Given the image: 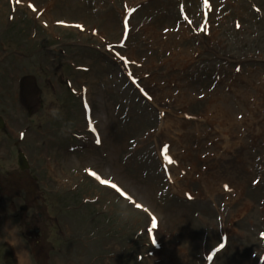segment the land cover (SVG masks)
I'll return each instance as SVG.
<instances>
[{"label": "rangeland", "instance_id": "1", "mask_svg": "<svg viewBox=\"0 0 264 264\" xmlns=\"http://www.w3.org/2000/svg\"><path fill=\"white\" fill-rule=\"evenodd\" d=\"M249 1L0 0V264H264Z\"/></svg>", "mask_w": 264, "mask_h": 264}, {"label": "trees", "instance_id": "2", "mask_svg": "<svg viewBox=\"0 0 264 264\" xmlns=\"http://www.w3.org/2000/svg\"><path fill=\"white\" fill-rule=\"evenodd\" d=\"M249 2H251V0ZM238 10H239L240 15H241V19H240V24L241 25L252 26L253 24L256 23L257 29L259 31H264V23H263V21H264L263 0H253V2L251 4H240ZM254 11L256 12L255 13L256 14V17L259 18L257 21H253L251 19V15L253 14ZM17 23H21V21H17ZM247 26H245V27H247ZM238 29H236V30H238ZM15 31H16V29L13 30V31L12 30H6V35L9 36V34H12V36L15 37V38L19 37V35L14 36L15 35ZM20 31H23V29H21ZM21 36L23 37L24 35H21ZM25 39H27V38H25ZM238 52H239V54H238ZM238 52L236 54H238L240 56L242 55V57H250V56H254V55H257L258 54V48L254 52L253 51H249L247 53V52H243L241 49H239ZM73 197H74V195H71L69 197L70 200Z\"/></svg>", "mask_w": 264, "mask_h": 264}, {"label": "water", "instance_id": "3", "mask_svg": "<svg viewBox=\"0 0 264 264\" xmlns=\"http://www.w3.org/2000/svg\"><path fill=\"white\" fill-rule=\"evenodd\" d=\"M3 128H4V123H3L2 119L0 118V129H3ZM16 164L20 170H25L28 168L27 160H26L24 154L20 153L17 155ZM24 209H25V206H21L19 210H24Z\"/></svg>", "mask_w": 264, "mask_h": 264}, {"label": "snow or ice", "instance_id": "4", "mask_svg": "<svg viewBox=\"0 0 264 264\" xmlns=\"http://www.w3.org/2000/svg\"><path fill=\"white\" fill-rule=\"evenodd\" d=\"M21 2V0H16V3H20ZM31 6V5H30ZM21 135H23V134H21ZM100 141H99V139L97 140V143H99ZM165 153H167V148H165ZM165 159L168 161V163H172L173 161L171 160V158H170V156H168V155H165ZM93 175H95V173H93ZM102 183L104 182V181H101ZM112 187L113 188H116L117 186L115 185V184H112ZM117 191H119V189L117 188ZM137 207H140V205H138L137 204ZM157 227V221H156V218L155 217H153V219H152V229H155ZM150 231H151V229H150ZM153 243H156V241L155 240H153ZM224 247V245L223 244H221L220 245V248H223ZM210 259H211V257H210Z\"/></svg>", "mask_w": 264, "mask_h": 264}, {"label": "bare ground", "instance_id": "5", "mask_svg": "<svg viewBox=\"0 0 264 264\" xmlns=\"http://www.w3.org/2000/svg\"><path fill=\"white\" fill-rule=\"evenodd\" d=\"M166 153L164 151V149L161 151V157L163 158V156H165ZM16 251V259H17V264H27L26 261V256L24 255L23 252H20L19 250H15Z\"/></svg>", "mask_w": 264, "mask_h": 264}, {"label": "flooded vegetation", "instance_id": "6", "mask_svg": "<svg viewBox=\"0 0 264 264\" xmlns=\"http://www.w3.org/2000/svg\"><path fill=\"white\" fill-rule=\"evenodd\" d=\"M18 50H22V49L20 48V46H18ZM23 78H26V76H24ZM22 81H23V79H22ZM26 82H27V81H26ZM26 82H25V83H26ZM25 83H23V84H25ZM23 84H22V85H23ZM0 118H1V117H0ZM1 119H2V118H1ZM2 121H3V119H2ZM3 123H4V128H3V129H0V132H2V131L5 129V122L3 121ZM18 154H20V153H18ZM18 154H17V155H18ZM22 154H24V153H22ZM17 155H16V162H17ZM24 156H25V154H24ZM25 158H26V156H25ZM26 160H27V159H26ZM27 164H28V161H27ZM16 166H17V164H16ZM72 194H73V193H72ZM0 197H2V196H1V191H0ZM21 206H24V205H21ZM21 206H19V209H20ZM25 208H26V207H25ZM19 211H20V210H19ZM108 239H109V240H113L112 235H110ZM110 242H111V241H110Z\"/></svg>", "mask_w": 264, "mask_h": 264}, {"label": "clouds", "instance_id": "7", "mask_svg": "<svg viewBox=\"0 0 264 264\" xmlns=\"http://www.w3.org/2000/svg\"><path fill=\"white\" fill-rule=\"evenodd\" d=\"M52 114L55 115V110H53V113Z\"/></svg>", "mask_w": 264, "mask_h": 264}]
</instances>
